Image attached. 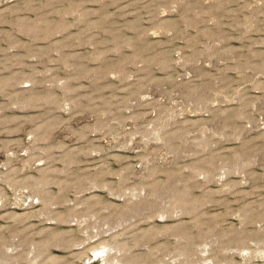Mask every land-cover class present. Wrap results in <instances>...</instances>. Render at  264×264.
Wrapping results in <instances>:
<instances>
[{
	"label": "rangeland",
	"instance_id": "374dc122",
	"mask_svg": "<svg viewBox=\"0 0 264 264\" xmlns=\"http://www.w3.org/2000/svg\"><path fill=\"white\" fill-rule=\"evenodd\" d=\"M108 257L264 264V0H0V264Z\"/></svg>",
	"mask_w": 264,
	"mask_h": 264
},
{
	"label": "bare ground",
	"instance_id": "6f19581e",
	"mask_svg": "<svg viewBox=\"0 0 264 264\" xmlns=\"http://www.w3.org/2000/svg\"><path fill=\"white\" fill-rule=\"evenodd\" d=\"M104 247H106V246H104ZM100 249H102V248H100ZM103 249H104V248H103ZM97 250H99L98 247H97ZM105 250H106V249H105ZM105 250H104V251H105ZM92 251H93V250H92ZM93 252H94V251H93ZM96 255H97V254H96ZM98 257H101V255L99 254ZM95 258H97V257H95ZM108 258H109V257H108ZM89 259H90V258H89ZM103 259H104V258H103ZM113 259H114V258H113ZM113 259H110V258H109V259H105V263H106V264H112V263L114 262ZM51 260L55 261V259H51ZM51 262H52V261H51ZM53 263H54V262H53ZM55 263H56V261H55ZM55 263H54V264H55Z\"/></svg>",
	"mask_w": 264,
	"mask_h": 264
}]
</instances>
